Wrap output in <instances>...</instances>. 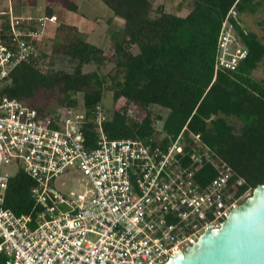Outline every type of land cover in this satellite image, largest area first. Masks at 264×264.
I'll list each match as a JSON object with an SVG mask.
<instances>
[{"label": "built area", "instance_id": "2783aa9c", "mask_svg": "<svg viewBox=\"0 0 264 264\" xmlns=\"http://www.w3.org/2000/svg\"><path fill=\"white\" fill-rule=\"evenodd\" d=\"M13 1L0 12V264H164L250 195L249 189L238 194L244 180L198 135L184 137L183 129L165 142L150 107L121 97L115 112L135 123L150 117L154 133L110 139L102 102L90 112L40 110L4 94L12 70L35 63L34 44L56 22L13 16ZM229 15L236 13L231 9L221 24L215 70H234L246 56ZM206 166L214 177L201 175ZM18 171L32 180L20 214L5 207Z\"/></svg>", "mask_w": 264, "mask_h": 264}, {"label": "trees", "instance_id": "16d2710c", "mask_svg": "<svg viewBox=\"0 0 264 264\" xmlns=\"http://www.w3.org/2000/svg\"><path fill=\"white\" fill-rule=\"evenodd\" d=\"M99 1L124 21L123 28L110 38L114 68L123 77L115 83L113 100L124 97L143 108L164 109L165 116L155 117L162 122L164 141L174 140L183 129L184 137L198 135L244 180L238 194L247 189L251 194L263 184L264 77L255 79L251 72L264 59V46L231 15L228 20L246 56L234 70L214 69L222 22L231 9L236 14L251 11L257 0H191L185 16L167 13L162 3L149 0ZM66 8L77 12L74 0H67ZM45 13L51 15L49 9ZM53 49L76 62L72 72L41 73L32 64L21 63L12 70L11 84L2 92L9 98L28 100L39 91H55V105L66 107H78L76 95L81 93L83 107L90 112L102 100L104 80L97 70L83 73L82 67L90 63L99 67L105 62L102 50L66 26L55 29ZM103 129L110 139L154 133L150 117L135 123L120 112L108 116ZM84 136L88 141L94 137L88 130ZM205 172L214 177L209 166L201 175ZM31 186L32 180L18 171L9 180L5 207L16 214L24 211Z\"/></svg>", "mask_w": 264, "mask_h": 264}, {"label": "rangeland", "instance_id": "374dc122", "mask_svg": "<svg viewBox=\"0 0 264 264\" xmlns=\"http://www.w3.org/2000/svg\"><path fill=\"white\" fill-rule=\"evenodd\" d=\"M17 1V0H16ZM152 4L158 5L163 4L164 11L167 13L175 14L178 16H185L190 8L191 0H149ZM63 2H67L63 1ZM93 3L99 7L93 6ZM64 5V4H63ZM80 10L89 17L99 16L101 19H106L112 16L111 11L103 5L99 0H79ZM5 9V0H0V12ZM74 16V15H73ZM152 16H155L153 13ZM1 17V24H4V17ZM239 26L246 32L254 33L258 40L264 46V0H257L256 6L251 11L242 12L235 15ZM50 29L53 30V25H50ZM90 43H93L89 40ZM102 43V42H101ZM238 45L239 42H238ZM35 50L40 54L36 58L35 63L32 65L39 70L41 73L54 74L67 72L70 73L74 70L76 62L71 60L68 56L63 54L61 51H55L53 49V38L44 37L42 40L34 44ZM135 51V50H134ZM104 57L106 61L103 62L99 67L94 63H90L82 67L83 73H90L95 70L102 76L104 80V87L102 93V105L104 110L110 117L115 109L119 107L121 102L118 98L116 101L113 100L112 95L115 88L116 82H122V75L117 72L114 68L112 61L113 58V46H107L104 48ZM251 76L255 79H261L264 77V59L258 66L252 70ZM77 106L82 107L84 103V96L79 93L76 95ZM121 100V99H120ZM28 104L35 107H52L57 101V94L55 91H39L31 99L26 100ZM151 117L155 119L157 116H165L166 111L159 107L151 106L150 109ZM160 126V125H159Z\"/></svg>", "mask_w": 264, "mask_h": 264}, {"label": "water", "instance_id": "95a60500", "mask_svg": "<svg viewBox=\"0 0 264 264\" xmlns=\"http://www.w3.org/2000/svg\"><path fill=\"white\" fill-rule=\"evenodd\" d=\"M164 264H264V183L232 208L216 229Z\"/></svg>", "mask_w": 264, "mask_h": 264}, {"label": "crops", "instance_id": "0c3cea01", "mask_svg": "<svg viewBox=\"0 0 264 264\" xmlns=\"http://www.w3.org/2000/svg\"><path fill=\"white\" fill-rule=\"evenodd\" d=\"M63 1L66 0H37L36 2L32 0H14L12 3V14L13 16H20L22 18L55 16L56 22L54 24L48 23L45 26V37L53 38L55 29L58 26H66L81 33L86 43L101 49L104 53V48L107 44L109 46L112 45L110 40L111 35L123 28L124 21L121 18L115 17L112 12V16L106 19H101L99 16L89 17L85 13L81 12L79 0H74L77 5V12H71L66 8L67 2ZM7 6L8 0H5V9L2 12L7 11ZM93 6L94 8L99 7L95 3H93ZM46 9L51 11V15H47L45 13ZM50 25H53V30L50 29ZM1 26L4 25L0 22V27ZM89 40L93 43H90Z\"/></svg>", "mask_w": 264, "mask_h": 264}]
</instances>
